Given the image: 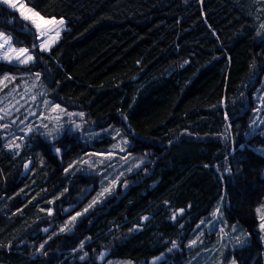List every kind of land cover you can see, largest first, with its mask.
Instances as JSON below:
<instances>
[{
  "label": "trees",
  "instance_id": "1",
  "mask_svg": "<svg viewBox=\"0 0 264 264\" xmlns=\"http://www.w3.org/2000/svg\"><path fill=\"white\" fill-rule=\"evenodd\" d=\"M25 1L66 28L42 49L36 27L0 0V29L36 56L0 66L38 70L54 102L85 110L95 129L121 126L129 149L149 159L72 223L66 215L84 207L99 176L69 164L90 147L109 150L112 138L31 132L18 151L0 127V264L168 254L220 200L250 236L238 260L261 264L264 135L254 96L264 82V0Z\"/></svg>",
  "mask_w": 264,
  "mask_h": 264
},
{
  "label": "rangeland",
  "instance_id": "2",
  "mask_svg": "<svg viewBox=\"0 0 264 264\" xmlns=\"http://www.w3.org/2000/svg\"><path fill=\"white\" fill-rule=\"evenodd\" d=\"M4 1L36 27L42 49H49L66 28L64 17L44 15L25 0ZM259 14L262 15L261 24L264 26V8L259 10ZM35 58L33 50L17 47L11 34L0 29V61L29 65ZM15 70L0 66V127L6 129L10 146L20 151L29 142L28 135L31 132H41L54 138L68 130L78 133L83 139L102 138V135L112 138L108 144L109 150L98 151L90 147L83 153L82 160L78 156L69 164V167L76 166L77 170L91 167L94 175L99 176L97 185L88 189V202L84 207L72 208L66 215L73 223L83 212L112 194L123 175L142 165L149 155L129 149L131 137L121 126L109 124L95 129L88 122L85 110L54 102L42 85L38 70L19 72L17 67ZM254 97V129L264 135V82L261 91H257ZM258 149L264 152V145ZM94 151L97 157L92 155ZM221 205L222 200L210 213L194 223L184 238V248L181 243H177L170 253L140 262L127 257H107L104 252L94 264H241L234 250L246 245L250 236L241 222L231 221L226 216ZM52 211L50 209L49 213ZM256 214L263 245L261 264H264V199L257 205Z\"/></svg>",
  "mask_w": 264,
  "mask_h": 264
},
{
  "label": "water",
  "instance_id": "3",
  "mask_svg": "<svg viewBox=\"0 0 264 264\" xmlns=\"http://www.w3.org/2000/svg\"><path fill=\"white\" fill-rule=\"evenodd\" d=\"M33 165H34L33 158H31L25 162L24 169H23V175L24 176H27L31 172Z\"/></svg>",
  "mask_w": 264,
  "mask_h": 264
}]
</instances>
